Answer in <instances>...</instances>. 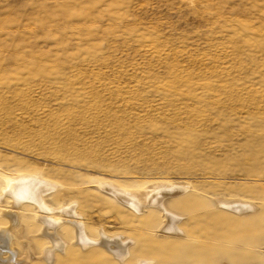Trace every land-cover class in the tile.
<instances>
[{
  "label": "rangeland",
  "instance_id": "rangeland-1",
  "mask_svg": "<svg viewBox=\"0 0 264 264\" xmlns=\"http://www.w3.org/2000/svg\"><path fill=\"white\" fill-rule=\"evenodd\" d=\"M19 172L126 242L120 261L61 231L51 264H264V0H0V190ZM167 180L188 187L175 233L99 187ZM25 202L0 197L17 263L47 264Z\"/></svg>",
  "mask_w": 264,
  "mask_h": 264
},
{
  "label": "bare ground",
  "instance_id": "bare-ground-1",
  "mask_svg": "<svg viewBox=\"0 0 264 264\" xmlns=\"http://www.w3.org/2000/svg\"><path fill=\"white\" fill-rule=\"evenodd\" d=\"M3 185V188L0 190L2 193L0 197L6 196L9 199L11 208L14 207L11 204L13 202L17 206L15 208H18L20 203L24 200H29L40 212L37 214V221L39 222L37 227L39 228L37 230L35 229V231L37 232L39 238L36 239V242L45 240V245L39 250V257L47 264L52 263L56 251L62 253L64 250L65 242L60 237L61 231L71 237V240L73 239L82 248L86 247L89 243H101L108 248L110 247L109 249L114 252V255L120 261H123L126 257L128 253L125 247L126 242L121 240L120 236H110L109 234H104V232L100 230L98 231L99 238L91 241V237L87 236L84 232L82 221L79 220L78 214L75 212L72 204L54 207L47 203V194L62 187L60 183H56L53 180L42 177L40 174L19 172L13 176L4 177ZM99 185L102 190L109 193L113 198L131 205V207L137 211L149 208L151 211L163 213L165 216L163 215V221L161 222V225L163 226H161V228L164 231H167V233H175L179 230L176 226L179 216L175 214V212H173L167 204H165V199L183 194L188 189L187 185L167 180L152 183L148 187L138 189L136 192L126 191L123 187H118L115 184L107 182L99 183ZM30 202L25 203L30 205ZM219 204L226 205L228 208H232L233 210L240 207H237L238 205H231L226 202L224 203L222 200H219ZM241 204L242 202L239 205ZM169 205H172V203L169 202ZM54 211H58V213L56 214V217L52 218L50 217V214ZM59 213H62L64 216H68L69 219L66 220L64 219L65 217L61 218L60 215H58ZM17 221L18 218L15 215L14 210L2 209L0 211V264H18L17 262L19 258H16L15 248L11 245L13 240L11 230L18 226H16ZM66 231L68 233H66ZM17 233L18 235L21 234V227H19ZM22 245L24 249L23 255L25 258L29 257L31 254H35L28 239L24 240ZM32 258L30 259L32 260ZM25 260V262L28 263L27 259Z\"/></svg>",
  "mask_w": 264,
  "mask_h": 264
}]
</instances>
